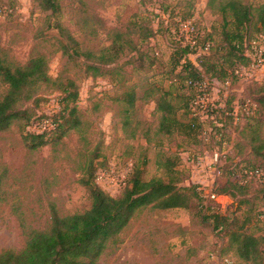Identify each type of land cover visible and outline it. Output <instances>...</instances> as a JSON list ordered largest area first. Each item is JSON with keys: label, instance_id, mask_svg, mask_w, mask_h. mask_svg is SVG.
Masks as SVG:
<instances>
[{"label": "rangeland", "instance_id": "rangeland-1", "mask_svg": "<svg viewBox=\"0 0 264 264\" xmlns=\"http://www.w3.org/2000/svg\"><path fill=\"white\" fill-rule=\"evenodd\" d=\"M207 1L56 0L58 12L53 14L41 8L43 0H0V55L10 63L21 65L33 57L46 55L52 77L72 78L76 82L80 109L74 115L81 120L80 130H72L59 142L55 136L42 148L29 149L24 141L26 122L36 114H47L48 109H59L58 95L52 94L56 89L42 85L32 99L19 103L18 109L23 111L20 118L10 129L0 132V193L3 199L0 202V253L23 249L31 230L49 228L53 213L67 216L91 207L90 192L79 181L83 168L96 152L102 156L95 161L98 169L114 170L110 174L99 172L97 183L109 192L117 190L118 180L126 174L129 163L142 167L145 179L164 175L156 165L157 160L162 159L161 154H180L183 158L181 168L189 175L184 185L198 184L203 179L205 184L200 185L206 191L213 188L210 183L213 179L208 173L196 171L197 158L210 164L216 152L221 164L230 157L235 162L264 166V90L252 84L255 78L235 80L229 93L224 94L221 84L212 90L214 100L223 106L227 100L232 107L252 93L263 98V110L258 119L248 120L241 114L237 124L230 123L222 148L215 144L195 145L185 135L176 134L163 141L159 153L153 143L147 144L144 139L149 126L153 132L158 123L148 101L153 99L151 96L154 97L155 88L160 85L169 89L166 86L171 84L172 70L179 59L175 55L173 36L176 16H188L196 9L202 31H213L216 46L225 39H237L235 32L232 33L234 27L227 28L228 36L222 35L223 18L205 9ZM250 1L255 5L264 3V0ZM148 24L153 26L155 34L140 46L139 51L145 58L140 60L138 53L123 55L119 61L122 77L93 81L85 71V58L74 55L75 49L81 54H98L111 46L119 33L124 34L121 42L132 40L135 44L138 31ZM61 43L68 47V54H63ZM255 44L264 45V41H255ZM226 56L229 62L233 59L228 52ZM190 59L196 61V54H191ZM176 70L178 72L180 67L174 73ZM259 82H264V77ZM133 87L140 100L127 117L126 105L115 99ZM8 90L0 79V97L3 98ZM147 95L148 98H143ZM46 98L49 101L42 106ZM128 118L130 123L124 133L122 124ZM134 131L137 136L132 139ZM145 159L148 160L146 164ZM216 181L219 185L226 179ZM242 195L246 198L240 197L243 198L240 205L235 199L223 196L220 212H236L240 218L237 228L263 235L264 222L257 220L256 214L264 205V191L253 186ZM211 255L217 258L211 259ZM97 264L253 263L241 260L227 239L216 236L212 224L201 217L196 203L192 202L187 209H144L137 213L118 240L108 245Z\"/></svg>", "mask_w": 264, "mask_h": 264}, {"label": "trees", "instance_id": "trees-1", "mask_svg": "<svg viewBox=\"0 0 264 264\" xmlns=\"http://www.w3.org/2000/svg\"><path fill=\"white\" fill-rule=\"evenodd\" d=\"M41 8L53 14L58 12L56 0H43ZM205 9L212 14L222 16L223 36L229 35L228 27H234L235 30L232 33L235 32L237 39H233L235 41L225 39L221 45L216 46L213 31L210 33L202 31V24L196 17V9L188 16H176L178 21L194 19L202 34L199 45L204 46L210 43L211 49L208 53L200 54L196 61H192L190 55L197 52L188 45L175 41V55H178L179 59L173 69L180 67V70L178 72L176 70L175 73L172 70L171 84L166 86L168 90L164 85H160V88H155V95L151 96L153 99L148 101L155 105L154 114L158 116V123L153 128V132L149 126L144 139L147 144L153 143L159 153H161L163 141L169 140L176 134L185 135L195 145L206 143L201 137L204 125L191 114L190 104L197 95V89L189 85V82L207 80L213 84L214 82L224 83L231 78L235 79L236 70L249 64V58L245 55L247 46L249 47L252 41H264V3L255 5L250 0H208ZM177 20L174 21L176 26L178 25ZM154 34L153 26L148 24L141 32L138 31L135 44L132 40L121 42V35L124 34L119 33L112 45L103 48L98 54L93 52L81 54L75 49L74 55H82L85 58V71L93 81L98 79L108 81L109 78L115 76L122 77V67L119 66V61L126 53H138L140 60L145 58L144 54L139 51L140 46L153 38ZM69 39L73 38L69 37ZM62 47L63 54H68V47L65 44H62ZM227 52L233 55L230 62L226 56ZM138 69L143 68L138 67ZM0 79L9 88L7 94L3 98L0 97V132L10 129L13 123L20 118L23 111L18 109L19 103L32 99L36 89L42 85L56 89L52 94L58 95L60 110L54 114L53 119L56 126L49 132L36 134L28 131L29 125L38 119L48 117L46 114H36L26 122L24 141L27 147L31 150H38L46 145L49 138L56 136L59 142L72 130H80L81 120L74 115L80 109L78 86L72 78L52 77L49 58L46 55L33 57L22 65L10 63L0 55ZM252 84L264 90V82L255 81ZM143 98H148V95ZM244 98H249L256 104V110L246 117L252 121L258 119L257 117L263 110V98L253 93ZM138 100L140 98L134 87L128 92H122L115 99L117 103L126 105L127 117ZM48 101L46 98L42 106H45ZM227 106L232 111L229 102ZM224 116V112L218 111L216 119L220 120ZM129 121L128 118L123 122V128L126 130ZM232 121L234 122L233 116H228L227 127ZM210 124L213 126L212 122ZM135 131L131 135L132 139L137 136ZM210 140L206 143L207 145L215 144L222 148V142L216 141L212 136ZM161 157L162 159L157 160L156 165L164 175L145 179L143 168L129 163L132 167L125 185L117 194L112 195L97 183L98 172L100 170L109 171L110 168L98 169L95 161L102 156L96 152L83 168L79 181L90 192L91 207L83 212L67 216L53 213L48 229L31 230L23 249L5 250L0 253V264H97L108 245L118 240L121 232L137 213L144 209L160 211L187 209L192 202L196 203L201 217L212 224L214 234L221 239H227L241 260L262 264L264 234H249L244 228H237L236 224L240 218L236 212H220L218 203H206L197 185H184L189 175L181 168L183 158L180 154L175 153L173 156L161 154ZM147 161L145 159L144 163L146 164ZM240 166L264 170V166L260 164L235 162L234 159L228 157L222 165L226 182L217 185L215 189L217 194L229 196L239 205L240 200L242 202V199L246 198L242 194L249 188L256 186L264 191V183L254 179L245 184H240L233 179V172ZM1 185L2 177L0 176V191ZM240 197L243 198L240 199ZM2 200L0 193V202ZM256 217L257 220L264 222V205L258 208Z\"/></svg>", "mask_w": 264, "mask_h": 264}, {"label": "built area", "instance_id": "built-area-1", "mask_svg": "<svg viewBox=\"0 0 264 264\" xmlns=\"http://www.w3.org/2000/svg\"><path fill=\"white\" fill-rule=\"evenodd\" d=\"M174 31L175 32L173 36L175 38V41L188 45L191 49L195 50V52H197L195 53L197 57L200 54H205L210 51V43H206L204 46L199 45V40L201 39L202 34L198 30L197 23L194 19L178 21V25L176 26ZM245 55L249 58V64L245 67L236 70L234 74L235 79L231 78L225 81L224 83L214 82L213 84H210L207 80H203L202 82H189V85L197 89V95L193 98L190 104L191 114L192 116L197 117L199 121L204 125L201 137L206 143H209L211 141L210 139L212 136L216 141L222 142L223 146L226 139V135L228 133L227 117L233 116L234 123L237 124L241 119V114L250 115L256 110V104L249 98H243L240 101H236L232 106V111H230L229 107L227 106L229 101L226 100V103L223 106V104L214 100L213 97L214 93L212 90H215V86L217 84L222 85L225 94L230 92L235 83L234 81L237 79L246 77L248 79L255 78L256 81H262L264 77V45L261 44L257 46L255 42H251L249 44V47L247 46ZM59 110L60 108L54 111H50L48 109V112L46 114L48 117L34 121L31 125H29L28 131H30L31 133L42 134L53 130L56 126L53 116ZM218 111H222L225 114V116L220 120L216 119ZM210 122H212L213 126H211ZM213 156L214 159L210 164H205V162L199 158H197L196 163H194L193 160V163L195 164L194 168L197 172L208 173L209 177L213 179V181L210 182L213 188L208 191L201 188L200 184H205L203 179H201L198 184L194 185L198 186V190L202 193V197L205 199L206 203L216 202L221 205L220 199L223 196L217 194L215 189L217 187L216 180L224 178L222 172L223 164L220 163L221 158L216 152L215 154H213ZM131 167L132 164H129L127 167L128 169L126 174L119 178L117 190H115L114 192H110L112 195L117 194L125 185L126 179L131 171ZM99 172H102V174H110L114 173V170H104V172L100 170ZM99 172L97 175V181L99 177ZM232 176L233 179L239 182L240 184H245L249 180L253 179L260 183H264V170L261 168L252 169L240 166L237 170L233 172ZM211 257V259L217 258L214 255H211Z\"/></svg>", "mask_w": 264, "mask_h": 264}, {"label": "crops", "instance_id": "crops-1", "mask_svg": "<svg viewBox=\"0 0 264 264\" xmlns=\"http://www.w3.org/2000/svg\"><path fill=\"white\" fill-rule=\"evenodd\" d=\"M151 105H152V110L154 111V109H155V105H154V103H152ZM156 116H157V115H156ZM157 118H158V116H157ZM122 131H123L124 133L127 132V130L123 128V124H122ZM176 210H178V209H176Z\"/></svg>", "mask_w": 264, "mask_h": 264}]
</instances>
